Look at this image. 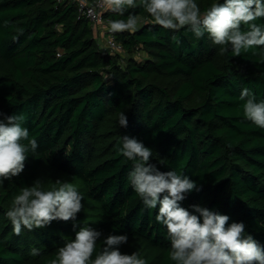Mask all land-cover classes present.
<instances>
[{"label": "trees", "instance_id": "1", "mask_svg": "<svg viewBox=\"0 0 264 264\" xmlns=\"http://www.w3.org/2000/svg\"><path fill=\"white\" fill-rule=\"evenodd\" d=\"M214 2L222 0H196L202 11ZM130 13L138 27L117 33L123 56L101 46L74 3L0 0V111L23 115L39 145L24 171L0 184V264H50L74 239L73 224L101 231V240L127 234L123 253L175 264L166 228L156 221L159 206L146 209L129 182L134 162L119 153L123 135L150 148L160 171L196 181L199 190L182 207L201 205L229 216V224L243 222L264 246V129L244 117L239 100L247 87L264 101V55H221L207 35L163 29L141 7L104 17ZM121 112L127 127L119 126ZM37 179L45 189L73 183L83 210L75 221L17 236L6 212ZM32 248L40 255L31 256Z\"/></svg>", "mask_w": 264, "mask_h": 264}, {"label": "clouds", "instance_id": "2", "mask_svg": "<svg viewBox=\"0 0 264 264\" xmlns=\"http://www.w3.org/2000/svg\"><path fill=\"white\" fill-rule=\"evenodd\" d=\"M103 11L124 17L128 9L141 7L155 25L179 31L187 29L196 38L207 35L219 46L221 55L259 49L264 55V25L256 21L264 18V0H222L214 2L203 11L196 0H101ZM138 17L111 20L112 33H135ZM243 115L257 128L264 129V101L257 102L255 95L243 88L239 95ZM23 115H6L0 111V184L12 181L25 168L30 152L39 145L24 127ZM120 127H127L124 112L118 117ZM119 153L133 161L128 173L129 182L146 209H157L156 221L166 228L171 251L169 259L175 264H264V246L251 234H246L243 222L228 223L229 216L201 205H191L192 211L181 202L194 190L196 181L174 170L162 172L150 162L152 150L143 142L128 135L121 136ZM83 197L77 187L67 181L57 180L48 189L39 179L25 186L14 196L6 212L12 230L19 236L23 230L44 229L53 221H75L83 210ZM74 239L67 240L56 251L50 264H147L138 252L123 253L120 246L127 244V234L103 233L91 226L73 224ZM98 241H102L97 247ZM30 255H40L32 248Z\"/></svg>", "mask_w": 264, "mask_h": 264}, {"label": "built area", "instance_id": "3", "mask_svg": "<svg viewBox=\"0 0 264 264\" xmlns=\"http://www.w3.org/2000/svg\"><path fill=\"white\" fill-rule=\"evenodd\" d=\"M59 3H74L78 7L79 15L91 21L95 37L100 36L98 41L102 40L103 45L111 54L124 53L122 46L117 42V33L108 30V24L111 21L104 17L106 11H103L101 0H58ZM100 44L102 45L101 41Z\"/></svg>", "mask_w": 264, "mask_h": 264}, {"label": "rangeland", "instance_id": "4", "mask_svg": "<svg viewBox=\"0 0 264 264\" xmlns=\"http://www.w3.org/2000/svg\"><path fill=\"white\" fill-rule=\"evenodd\" d=\"M96 37L99 38L100 36L96 35ZM100 41H101V43H102V45H103V41H102V40H100ZM100 41H99V42H100ZM122 55H123V56H126V53L124 52V54H122ZM142 56H144V53H142V52H141L140 54L137 55L138 58H141Z\"/></svg>", "mask_w": 264, "mask_h": 264}, {"label": "crops", "instance_id": "5", "mask_svg": "<svg viewBox=\"0 0 264 264\" xmlns=\"http://www.w3.org/2000/svg\"><path fill=\"white\" fill-rule=\"evenodd\" d=\"M102 47H104V45H101Z\"/></svg>", "mask_w": 264, "mask_h": 264}]
</instances>
